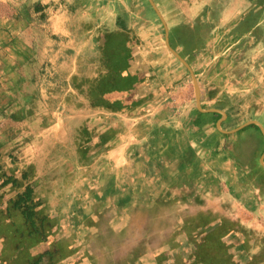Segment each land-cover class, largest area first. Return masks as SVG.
<instances>
[{
	"label": "crops",
	"instance_id": "0c3cea01",
	"mask_svg": "<svg viewBox=\"0 0 264 264\" xmlns=\"http://www.w3.org/2000/svg\"><path fill=\"white\" fill-rule=\"evenodd\" d=\"M156 1L0 0V264H264V0Z\"/></svg>",
	"mask_w": 264,
	"mask_h": 264
},
{
	"label": "bare ground",
	"instance_id": "6f19581e",
	"mask_svg": "<svg viewBox=\"0 0 264 264\" xmlns=\"http://www.w3.org/2000/svg\"><path fill=\"white\" fill-rule=\"evenodd\" d=\"M197 83H198V81H197ZM197 83H195V86H196V90H197V92H196V96H197V94H198V96H199V89H198V84ZM58 179H59V177L58 176H51L50 178H49V183H50V186L49 187H47V189H44V187H41L40 188V190H39V196L42 198H44V199H51V201H52V203H51V205L53 206V204L55 205V206H57V207H59L57 204H56V201H55V199H54V197H51V195H52V193H53V190H54V188L55 187H57V185L59 184V181H58ZM113 198H114V201L117 203L116 205L117 206H119L120 207V205H122V204H124V205H126V203H124V201H126L127 199H128V197H122V195L121 194H119V192L117 193V192H115V194L113 195ZM78 199H79V196H77V191H74V193L72 194H70V193H68V192H66L65 193V199L63 200V198H62V206L63 207H61L62 209H57V208H53V207H50V212H51V214L53 215V216H57L58 215V212H62V214H64L66 211H68L71 207H73V206H75V203H76V201L78 202ZM55 201V202H54ZM79 203V202H78ZM50 205V206H51ZM126 208V207H125ZM128 208V207H127ZM117 209H120V210H122L125 214H127L128 213V210L127 209H123V207L121 206V208H117ZM89 211H90V207L88 208V210H87V212H86V214H89ZM68 225V224H67ZM121 226H123V227H128V228H130V227H132V225H131V223H122V225ZM113 229V228H112ZM114 230V229H113ZM119 230H117V231H113V236H115L116 235V232H118ZM118 234V233H117ZM49 243H47L46 242V244H45V246H47ZM43 248H45V247H43ZM42 248V249H43ZM64 248V244H62V247H61V249H63ZM54 248L52 247V246H50V250H53ZM119 258L121 259V260H124L123 259V256L121 255V254H119ZM90 259H91V255H87V257L85 258V261L83 262H81V264H89V261H90ZM131 263H132V261H131Z\"/></svg>",
	"mask_w": 264,
	"mask_h": 264
},
{
	"label": "rangeland",
	"instance_id": "374dc122",
	"mask_svg": "<svg viewBox=\"0 0 264 264\" xmlns=\"http://www.w3.org/2000/svg\"><path fill=\"white\" fill-rule=\"evenodd\" d=\"M144 1V3L147 5V7H154L157 11H158V13L160 14V16H162L163 17V21H164V23H166V24H168V25H170V23H169V20H167V18H166V16H164V14H163V12H161V10H160V6H159V4L157 3V1L156 0H143ZM157 7V8H156ZM261 10H262V7H260V12H261ZM163 14V15H162ZM260 21H261V23H263L264 22V19L263 20H261L260 19ZM259 21V22H260ZM261 57H264V55L263 56H261ZM260 68H261V66H262V68H264V63L263 64H261V61H260ZM26 213L28 214V213H30V216H28L27 215V217L28 218H30V217H33L34 216V210H33V208H31V207H27V209H26ZM58 230V229H57ZM75 233H70V236H69V234H68V236H64V238H63V240H61V242H67L69 239H71L72 240V235H74ZM70 237V238H69ZM62 239V238H61ZM65 239V240H64ZM68 239V240H67ZM73 239H74V236H73ZM58 241H60L59 239H57V242ZM54 245V243H52V247L56 250V247H54L53 246ZM79 250V249H78ZM77 254V253H76ZM86 253H85V251L84 250H82V252H78V254L77 255H73V256H69V255H67V254H61V257H63V258H65L64 259V263L63 264H81V262L83 261H85V258H86ZM66 256V257H65ZM52 259H53V264H58V262L55 260V258H54V256H53V254H52Z\"/></svg>",
	"mask_w": 264,
	"mask_h": 264
},
{
	"label": "trees",
	"instance_id": "16d2710c",
	"mask_svg": "<svg viewBox=\"0 0 264 264\" xmlns=\"http://www.w3.org/2000/svg\"><path fill=\"white\" fill-rule=\"evenodd\" d=\"M32 231H36V233H39L41 231V227L36 226L34 228V230H32ZM52 254H53L55 260L58 262V259H59V257H61L62 253L60 254L57 250L53 249V250H49L45 253H41L40 255H34V256H32V258H29L28 260L22 258V259H20V262H18V264H53ZM12 264H16V261Z\"/></svg>",
	"mask_w": 264,
	"mask_h": 264
},
{
	"label": "water",
	"instance_id": "95a60500",
	"mask_svg": "<svg viewBox=\"0 0 264 264\" xmlns=\"http://www.w3.org/2000/svg\"><path fill=\"white\" fill-rule=\"evenodd\" d=\"M157 8V7H156Z\"/></svg>",
	"mask_w": 264,
	"mask_h": 264
}]
</instances>
